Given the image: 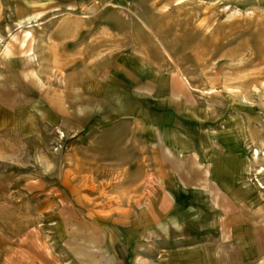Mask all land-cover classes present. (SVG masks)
Here are the masks:
<instances>
[{"label": "rangeland", "instance_id": "rangeland-1", "mask_svg": "<svg viewBox=\"0 0 264 264\" xmlns=\"http://www.w3.org/2000/svg\"><path fill=\"white\" fill-rule=\"evenodd\" d=\"M40 3L0 0V84L18 96L27 94L17 68L28 56L44 85L83 87L89 82L83 60L75 76L73 65L60 66L59 73L58 66L42 67L40 53L47 49L40 48L46 36L41 20L31 33L33 44L26 41L32 25L27 12ZM95 3L111 16L107 20L111 35L98 32V44L107 42L114 52H130L141 49L145 41L146 52L161 60L157 69L185 76L218 114L238 101L264 118V0ZM61 15L50 19L49 25H57ZM65 16L71 22L77 17ZM95 21L97 27L102 25L100 18ZM149 35L154 47L148 43ZM114 64L109 66L115 77L112 90L126 93ZM81 93L82 109H88L93 100L88 99V90L81 88ZM85 113L80 114L83 130H75L78 122L73 121L61 127L56 115L50 114L48 125L30 132L0 107V264H116L111 253V242L115 245L116 240L109 236L106 215L133 196L130 190L136 191L138 180L147 185L153 179L149 163L136 162L135 119ZM96 123L91 130L89 126ZM259 150L247 176L264 191L259 186L264 185V171L258 172L264 168V149Z\"/></svg>", "mask_w": 264, "mask_h": 264}, {"label": "crops", "instance_id": "crops-1", "mask_svg": "<svg viewBox=\"0 0 264 264\" xmlns=\"http://www.w3.org/2000/svg\"><path fill=\"white\" fill-rule=\"evenodd\" d=\"M95 1L41 0L40 7L27 10L32 25L26 41L33 44L40 20L46 35L40 40L41 50L47 49L40 53L41 66H58V72L73 65L75 76L83 60L88 85H44L28 56L17 68L27 94L0 84V107L30 132L48 125L50 114L64 128L78 122L75 130H83L85 112L135 119L136 162L149 163L153 180H138L133 196L106 215L116 264H264V191L247 176L256 161L253 150L264 149V118L238 101L218 114L185 76L157 69L161 60L146 52L145 41L130 52L98 44V32L111 35V16ZM148 41L154 47L150 35ZM113 64L126 93L112 90ZM81 88L93 100L88 109H82Z\"/></svg>", "mask_w": 264, "mask_h": 264}, {"label": "bare ground", "instance_id": "bare-ground-1", "mask_svg": "<svg viewBox=\"0 0 264 264\" xmlns=\"http://www.w3.org/2000/svg\"><path fill=\"white\" fill-rule=\"evenodd\" d=\"M253 151H254L253 154H254L255 156H258V155L260 154V151H259L258 149H254ZM262 171H264V168L258 170V172H260V173H261ZM261 188L264 189V185L261 186Z\"/></svg>", "mask_w": 264, "mask_h": 264}, {"label": "built area", "instance_id": "built-area-1", "mask_svg": "<svg viewBox=\"0 0 264 264\" xmlns=\"http://www.w3.org/2000/svg\"><path fill=\"white\" fill-rule=\"evenodd\" d=\"M108 5H114V3L110 2V3H108ZM259 186L261 187V186H263V184L259 182Z\"/></svg>", "mask_w": 264, "mask_h": 264}]
</instances>
